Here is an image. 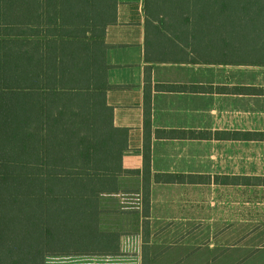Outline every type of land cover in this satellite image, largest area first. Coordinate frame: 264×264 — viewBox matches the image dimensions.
I'll list each match as a JSON object with an SVG mask.
<instances>
[{"label":"crops","instance_id":"1","mask_svg":"<svg viewBox=\"0 0 264 264\" xmlns=\"http://www.w3.org/2000/svg\"><path fill=\"white\" fill-rule=\"evenodd\" d=\"M160 11L118 0L104 36L106 103L128 130L123 168L139 172L102 196L101 228L114 241L44 264H147L162 251L185 252L187 264H264V65L242 63L234 47L229 55L209 25Z\"/></svg>","mask_w":264,"mask_h":264},{"label":"trees","instance_id":"2","mask_svg":"<svg viewBox=\"0 0 264 264\" xmlns=\"http://www.w3.org/2000/svg\"><path fill=\"white\" fill-rule=\"evenodd\" d=\"M147 3L209 25L229 55L234 47L242 63L264 65V0ZM117 4L0 0V264L96 254L114 241L101 228L102 196L139 173L123 168L128 130L114 126L106 103L104 36ZM150 103L146 95L147 136ZM145 152L150 176L148 144Z\"/></svg>","mask_w":264,"mask_h":264},{"label":"rangeland","instance_id":"3","mask_svg":"<svg viewBox=\"0 0 264 264\" xmlns=\"http://www.w3.org/2000/svg\"><path fill=\"white\" fill-rule=\"evenodd\" d=\"M158 8L161 10L159 15L164 17V18H168L169 20L173 19L174 16H172V12H170V8H167L165 11H162L164 7L158 6ZM172 17V18H171ZM181 18H184V16H180ZM224 254H228V253H212V257L210 256V259H216L218 257H223ZM152 260H149V264H187L186 263V253L185 252H172V251H162V252H152ZM195 260L200 261L201 257H199L198 255H195ZM205 263H207V261L209 260L208 257H204ZM236 259H240V262L238 264L241 263H245L247 260H249V257H238ZM151 261V262H150ZM191 264V263H190ZM193 264H197V262L193 263ZM198 264H202V261ZM208 264H213L212 262H209ZM224 264H228L227 262H225ZM229 264H237V261L235 263H233V260L231 259ZM246 264H249L248 262H246Z\"/></svg>","mask_w":264,"mask_h":264}]
</instances>
